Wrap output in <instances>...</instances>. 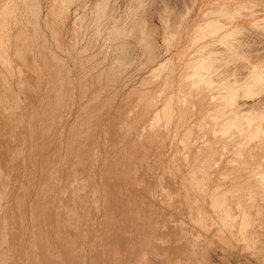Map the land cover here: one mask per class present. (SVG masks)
<instances>
[{
    "label": "rangeland",
    "instance_id": "374dc122",
    "mask_svg": "<svg viewBox=\"0 0 264 264\" xmlns=\"http://www.w3.org/2000/svg\"><path fill=\"white\" fill-rule=\"evenodd\" d=\"M9 38L12 42L16 41V49L8 47ZM184 58L188 61L186 62ZM0 59H11L12 62H17L9 70L0 71V83L10 80V85L22 86L19 91L27 90V85L36 86L28 89V91L36 90L35 92L39 90L46 92L58 87L65 95L64 104H67L66 110L70 112L77 107L74 104L78 98L76 95L80 93L78 91L80 83L84 80L86 89L92 88L103 93L108 91L104 96L108 95L105 100H109H102L103 105H99L101 110H106L112 106V103L115 105L118 101L119 92L114 96L116 101L112 99V96L109 97L111 92L114 93L117 85L120 88L123 86L122 89L130 86L134 88L136 94L128 95L132 96V99L135 98L134 100L143 93L140 94L142 88L145 97L148 91L150 96L154 92L151 97L148 94L151 99L143 98L144 101L149 100L146 103L150 102L152 105L150 107L144 102L145 107L148 106L146 109L150 108L148 115L151 114L149 119L146 115V122H148L146 132H149V135L147 133L146 135L152 144V146L150 143L148 145L152 147H148L150 154L147 153L150 155L148 158L151 166H149L152 169L157 163L154 166L157 170L152 169L155 173L151 169L149 171L150 178L155 177L157 180L155 178L154 181L151 180L159 182L161 179L162 183L168 182L170 176L182 170L180 161L186 158L188 153V157H194V161L196 159L194 162V174L196 173L194 175V264H264V0H0ZM257 73L260 75L259 79L255 78ZM89 76L92 77L91 80ZM142 77L145 81L141 80ZM76 78L81 81H76ZM31 79L32 82H30ZM141 81L144 83L142 84ZM183 82L184 86H182ZM199 85L201 87L198 88ZM183 89L189 93L186 94ZM134 91L131 90V92ZM175 92L180 95L177 96ZM198 95H201V98ZM139 99L142 98L139 97ZM175 111L179 113L178 119H176L178 114L176 115ZM180 113L183 115L182 118ZM181 120L186 122L183 123ZM157 124L160 125L157 126ZM188 124L191 125H189L190 129L187 127ZM182 125L184 129L187 128L186 136L183 135L184 130L180 128ZM160 127L161 130H166L163 131V135L169 132L165 134L164 140L167 139L165 141L161 139L163 135L159 133ZM149 128L155 132L158 130L160 137L154 138L157 133H153ZM151 134L155 135L151 136ZM171 134L172 145L169 144ZM185 139L193 148L183 143V140L187 143ZM153 140L155 144L156 141L165 142L163 148L162 143L161 145L157 143L161 151L157 145L153 144ZM177 142L180 143L177 144ZM183 144L186 145L187 150ZM202 146L204 148L201 150ZM149 148L157 151L153 150L155 152L152 153ZM170 150L173 154L169 153ZM164 152L168 154L165 153L166 157L163 156L166 159L160 156L162 153L164 155ZM178 152L181 154L179 155ZM172 158L176 160L175 163ZM156 159H158L157 162ZM162 160L166 165L162 163ZM159 169L165 170L158 171ZM164 171H167V174ZM217 173L220 174L216 175ZM162 174L163 177H161ZM165 174V178L171 175L165 179ZM223 175H226L224 177H227V180L225 178L221 180ZM226 189L227 192L223 191ZM234 191L239 194H234ZM203 196L207 197L203 198ZM220 196L226 199L231 198L225 201L221 197L219 200ZM218 200L219 203L222 202L218 203L219 205ZM206 201L214 203L213 206ZM214 205L221 208L217 207L218 210L214 208ZM242 206L245 210L242 209L240 213L239 209L243 208ZM226 213L227 216H225ZM229 213L232 215L230 216ZM203 247H206L205 250Z\"/></svg>",
    "mask_w": 264,
    "mask_h": 264
},
{
    "label": "bare ground",
    "instance_id": "6f19581e",
    "mask_svg": "<svg viewBox=\"0 0 264 264\" xmlns=\"http://www.w3.org/2000/svg\"><path fill=\"white\" fill-rule=\"evenodd\" d=\"M47 10H49V8ZM52 17L54 18V16ZM55 28H57V26H55ZM216 28H218V26ZM70 38L73 37L70 36ZM70 42H72V40ZM16 44V41L12 42V39H8V47L15 48L17 47ZM79 51L81 53V50ZM16 63L17 62H12L11 59H0V71L4 69L9 70V68H11L13 64L16 65ZM189 63L187 65H189ZM33 65L32 63V68ZM86 67H88L87 64ZM83 68L86 69L85 67ZM255 72L259 73L258 70H255ZM29 73L31 74V72ZM258 73L257 77L255 75V78L259 79L260 75ZM31 76L33 78V75ZM91 76H89L90 80L92 79ZM147 77L148 76H146V78ZM143 79L145 78L142 77L141 80L145 81ZM76 81L80 82L81 80L79 81L76 78ZM176 81L178 80L176 79ZM17 82L18 80L16 83ZM30 82H32V79ZM84 82L86 81L84 80L83 83H80L78 90L80 93L76 95L78 98H76V103H74L77 107L75 105L76 108L72 112L66 110L67 104H64V100H66L65 95L58 87L46 91V89H48L47 87L45 89L46 92H41L40 90L39 92H35L36 90L28 91V89H33L36 86L27 85V90L19 91L22 86L20 87L19 84L12 86L10 85V80L1 81L0 83V264H194V175L196 174H194V162L196 159L194 161V157H188V153L186 158H182L181 161L178 159L182 167V170L178 174L173 176L169 174L170 180L165 183L160 182L161 179H158L159 182H153L155 179L157 180V178L154 177L155 179L153 178V180L150 178L151 174H149L151 165L148 158L150 156L148 147L152 146V144L148 141L147 135H149V132H146V125L148 123L146 121L151 114L149 113L148 115L150 108L147 110L148 106L145 107L146 104L150 105V102L146 103L149 100H143V98L146 99L148 97L149 91L147 90L148 94L146 93L147 97H145V92L142 88L141 90L143 91L140 90V94L141 92L143 93L139 96L137 94L138 99L139 97L142 99L138 100L136 98L137 100H134L135 98L132 99V96H128L132 93L136 94L133 90L134 88L132 89L130 86L129 88L122 89L123 86L120 88L117 85L115 88L116 91L111 88L114 90V95L111 92L109 97L112 96V99H114V96L119 92L117 95L118 101L114 105L112 103L114 99L111 101V107H109V104V108L101 110V106L104 103H102V100L107 98L108 95H104H106L108 91L103 93L100 90H94L92 88L86 89V83ZM184 82L182 86H184ZM89 83L90 82H87V84ZM143 83L144 82H142V84ZM182 86L180 85L179 88L181 89ZM199 87H201V85H199L198 88ZM82 90L86 93H81ZM131 90L135 93L131 92ZM137 90L136 88V91ZM149 90L151 89L149 88ZM184 92L186 91L184 90ZM202 92H204V90ZM188 93L186 92V94ZM152 94H154V92ZM178 95H180V93H178L177 96ZM184 95L185 94H183V97H185ZM67 96L68 93L66 94V97ZM150 97L147 99H151ZM107 100L109 99L105 101ZM202 101H204L203 98ZM99 105L101 106L99 107ZM182 105H184V103ZM151 106L152 105H150V107ZM69 109L71 110V108ZM175 114H178L176 116V119H178L179 113L176 112ZM146 115L148 116L147 119ZM182 116L183 115H181V118ZM170 119L166 120L170 121ZM177 123L178 122H176V124ZM159 125L157 124V126ZM189 125L190 124H188L187 127L190 129ZM180 128L184 130L183 135L188 132L186 131L187 128L185 127L184 129L183 125L182 127L180 126ZM151 129L149 128L150 131H152ZM154 129L156 130V128ZM182 130L180 131L182 132ZM159 131V133L163 135V131L166 130H161L160 127ZM180 131L179 133L181 134ZM152 132L154 133L155 131ZM156 133L157 136L155 135ZM166 133L169 132L167 131ZM166 133L161 136L162 140H164ZM155 134H151V136L155 135L154 138L160 137V134L158 135V130ZM188 136L189 134L187 137ZM197 136L198 135H196V137ZM171 137L172 134L169 139V144L171 143ZM181 138L184 139L183 137ZM157 141L156 144L155 141L153 144L158 147L160 141ZM164 141H161L162 145L160 143L162 148L165 143ZM185 141L187 140L185 139ZM188 141L186 143L183 140V143L190 145H187V147L191 148L192 145ZM149 143L150 146H148ZM178 143L180 142H177V144ZM203 146L200 147L201 150L204 148ZM187 147L185 145L186 150L188 149ZM154 148H156V146H154ZM154 148L152 150L150 149L152 153L157 151ZM189 150L187 152H189ZM168 151L169 150H167V152ZM171 151L172 150H170L169 153L173 154ZM180 152H178L179 155L181 154ZM165 153L166 152H164V155L163 153L160 155L161 158L165 156ZM192 154L194 155V152ZM155 155L156 153L154 156ZM158 155L159 154H157V156ZM166 155L168 154L166 153ZM154 156L151 155V157L155 158ZM165 157L163 158L166 159ZM161 158L158 157V159ZM158 159H156V162ZM162 161V163H164V160ZM175 162L176 160H173V163ZM156 165H153L152 169H155L154 171L157 170L154 168ZM170 167L173 166L170 165ZM230 167L231 166H229V169H231ZM163 170L165 169H159L158 171ZM154 171L152 172L155 173ZM173 172L170 173L173 174ZM223 172H225V170ZM156 174H158V172H156ZM218 174L220 173L216 175ZM224 176L226 175H223V179L219 178L224 180ZM161 177H163V174ZM223 191L227 192V189ZM203 193V195H205V192ZM236 193L234 191V194ZM197 195L199 196V194ZM206 197L207 196H203V198ZM213 197L214 196H212V198ZM221 197H223L222 199L224 200L226 199L224 196H220L219 200H221ZM198 201L201 200L198 199ZM206 202L211 203L210 201ZM220 203L222 202L220 201ZM203 204H201V206ZM213 204L211 203L210 205L213 206ZM215 205L214 208L216 207ZM218 205L217 207H220ZM234 206L235 204L233 207ZM242 209H244V207L239 209L240 213ZM231 215L232 214H230V216ZM204 216L206 217V215ZM225 216H227V213ZM227 219H229V217H227ZM240 223L242 224V222ZM213 224L215 223L213 222ZM237 226L239 225L237 224ZM209 229L210 228H208V230Z\"/></svg>",
    "mask_w": 264,
    "mask_h": 264
}]
</instances>
